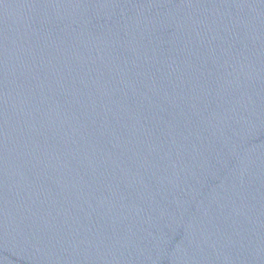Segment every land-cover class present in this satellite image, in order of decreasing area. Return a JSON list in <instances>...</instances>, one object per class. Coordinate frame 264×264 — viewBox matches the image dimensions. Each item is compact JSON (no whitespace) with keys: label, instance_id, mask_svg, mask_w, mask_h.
Returning a JSON list of instances; mask_svg holds the SVG:
<instances>
[{"label":"water","instance_id":"95a60500","mask_svg":"<svg viewBox=\"0 0 264 264\" xmlns=\"http://www.w3.org/2000/svg\"><path fill=\"white\" fill-rule=\"evenodd\" d=\"M0 264H264V0H0Z\"/></svg>","mask_w":264,"mask_h":264}]
</instances>
